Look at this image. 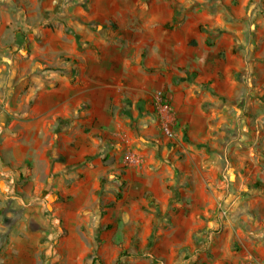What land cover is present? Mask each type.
<instances>
[{"label":"crops","instance_id":"crops-1","mask_svg":"<svg viewBox=\"0 0 264 264\" xmlns=\"http://www.w3.org/2000/svg\"><path fill=\"white\" fill-rule=\"evenodd\" d=\"M88 1L82 15L66 18L68 31L43 27L42 17L25 4L22 14L11 1L8 12H0L3 262L14 249L26 250L28 238L46 234L39 221L55 215L61 221L49 234L55 243L51 264H84L87 245L75 231L88 210L114 216L116 235L103 231L94 247L104 264H120L121 232L132 231L136 218L146 215L137 209V198L152 191L154 202L166 203L172 182L183 190L186 216L166 230L155 250L128 260L150 264L171 255L184 234L194 245L190 236L201 228L194 217L217 201L215 187L248 136L243 85L235 74L243 65L242 22L227 15L211 19L207 7L213 0H200V7L195 0ZM41 2L33 0L34 8L41 9ZM161 92L176 119L175 146L166 143L150 107L152 95ZM128 149L140 156V164L124 162ZM119 174L127 185L123 197L113 207L115 202L99 207L94 190L104 180L118 183ZM47 196L48 209L61 208L46 213ZM136 245L135 250L141 246ZM93 260L96 264L92 258L85 264Z\"/></svg>","mask_w":264,"mask_h":264},{"label":"rangeland","instance_id":"rangeland-1","mask_svg":"<svg viewBox=\"0 0 264 264\" xmlns=\"http://www.w3.org/2000/svg\"><path fill=\"white\" fill-rule=\"evenodd\" d=\"M10 1L21 14L23 4L27 7L31 6L29 10L36 11L42 17L40 24L43 27L60 28L62 26L65 31L72 26L66 18L82 15L83 11L88 10L89 2L88 0H41L40 9L34 8L33 0H0V12L4 10L8 12L6 8ZM142 1L148 3L150 0ZM172 1L179 3L181 0ZM186 1L191 2V0H183L180 3L184 5ZM195 1L200 7L201 1ZM207 8L211 12V19L227 15L232 17V20L242 22L241 29L247 37L238 42L242 46L243 65L235 71V74L243 85L242 108L244 113L248 114V136L239 141L240 146L237 144L240 153L235 159L230 157L233 163L229 165V169L223 171V183L215 187L220 192L219 198L213 205H207L194 217L198 224L201 223V228L197 232H192L190 236V240L195 241V244H190L184 234V238L177 243L171 255L157 257V260L150 264H264V0H213ZM191 10L196 12L193 6ZM56 21L57 24H55ZM199 27L203 29L201 24L198 25ZM7 38L6 35V40ZM8 45L9 43L5 41V46ZM150 107L152 110V100H150ZM173 127L176 139L163 137L167 144L175 146L176 140L179 141L180 138L176 130L175 117ZM123 153L122 158L125 163L133 165L141 163L140 156L132 150L128 149L127 152L125 150ZM127 153L133 156V160L125 159ZM159 157L163 158V155L160 153ZM120 175L116 176L118 183L104 180L94 190V194L99 199V207L111 206L116 201L117 193L123 197L127 185L126 183L121 185ZM174 184L176 183L166 185L170 194L166 203L154 202L152 191L143 194L144 200L137 198V209L146 215L136 218L138 222L131 228L132 231L127 232L123 229L124 231L121 232L123 240L121 244L119 243L117 255L122 257L120 264H132L128 260L129 256L144 258L143 251L148 253L155 250L156 242L163 238L166 230L186 216L183 210L189 209L188 203L183 190L174 187ZM148 194L150 202H148ZM43 200L46 203H43L46 213L51 214L55 209L61 208L51 205V209H48L50 196ZM108 203L111 204L108 205ZM93 204L95 201L86 205V208L90 209ZM56 213L60 214V211ZM147 214L150 216L147 217ZM81 218L82 220H77L75 232L87 245L82 263L85 264L89 258H92L96 260V264H104V258L99 254L100 249L94 247V244L101 241L103 231L110 233L113 237L116 235L112 229L116 220L114 216L94 215L88 210ZM18 220V218L12 220L13 224L18 225ZM60 221L61 217L55 215L40 219L39 224L45 227L46 234L39 233L28 238L29 246L26 250L21 249L17 252L14 249L11 252L10 261L3 262L0 258V264H51L54 255L52 248L55 243L49 234L56 230V223ZM192 223L195 222L192 221ZM147 224L150 227L146 226ZM104 225L106 227L102 228ZM128 235L131 239L126 241ZM42 242L47 243L40 248L38 244ZM49 243L52 247L51 253L48 254ZM136 244L141 245L137 250L132 248ZM168 251H170L169 248ZM152 259H155L154 255Z\"/></svg>","mask_w":264,"mask_h":264},{"label":"built area","instance_id":"built-area-1","mask_svg":"<svg viewBox=\"0 0 264 264\" xmlns=\"http://www.w3.org/2000/svg\"><path fill=\"white\" fill-rule=\"evenodd\" d=\"M151 100L159 131L165 138L175 139L174 116L169 97L164 93H156L152 96ZM125 159L133 160V156L127 153Z\"/></svg>","mask_w":264,"mask_h":264},{"label":"trees","instance_id":"trees-1","mask_svg":"<svg viewBox=\"0 0 264 264\" xmlns=\"http://www.w3.org/2000/svg\"><path fill=\"white\" fill-rule=\"evenodd\" d=\"M124 184V181H121V185H123ZM121 197V195L119 194V193H117L116 194V196H115V199L117 200V199H119ZM111 203H108V205H110ZM93 262H94V260L92 261V264H93ZM115 264H118V262L116 261V263Z\"/></svg>","mask_w":264,"mask_h":264}]
</instances>
